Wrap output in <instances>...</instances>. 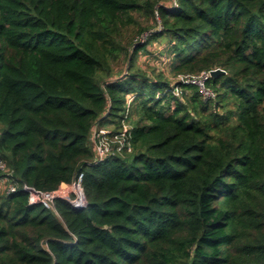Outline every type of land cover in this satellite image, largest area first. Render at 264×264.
I'll return each mask as SVG.
<instances>
[{"label":"trees","instance_id":"16d2710c","mask_svg":"<svg viewBox=\"0 0 264 264\" xmlns=\"http://www.w3.org/2000/svg\"><path fill=\"white\" fill-rule=\"evenodd\" d=\"M171 2L0 0V159L17 185L0 191V264H264V0ZM164 36L174 74L226 71L214 99L136 67ZM126 113L132 150L95 162L93 126ZM80 174L82 208L23 189Z\"/></svg>","mask_w":264,"mask_h":264},{"label":"built area","instance_id":"2783aa9c","mask_svg":"<svg viewBox=\"0 0 264 264\" xmlns=\"http://www.w3.org/2000/svg\"><path fill=\"white\" fill-rule=\"evenodd\" d=\"M171 1H172L171 5L177 4V0H171ZM156 19L158 20L157 22L159 23L158 25V29H159L161 25L158 14ZM214 69L204 70L198 74L180 75L179 79H177V82L183 84H194L198 87L199 91L201 92L205 100L214 99L217 93L213 88L207 85L208 79L212 77L211 70ZM172 92L175 95L180 96L182 93V89L175 83V85H173ZM131 101L128 100V103H130ZM97 125L98 124H95L93 127ZM130 128L131 126L128 121V113H126L124 118L122 119V126L119 129L114 130V129H107L104 127L97 128L96 132L92 137V143H90L94 151L95 162H99L108 156L122 153L125 150L131 151L132 143H131V136L129 134ZM90 140H91V135H90ZM10 177H11V170L9 166L3 159H0V178H3L5 182L4 188L1 189H4L6 191H14L17 188L16 183L12 181ZM81 180H82V174H80L79 177H77L71 183H63L59 186L57 190L50 192L36 190L26 185L23 186V189L29 194L30 204L40 202L43 203L45 207L52 208L54 199L57 197H62L68 199L75 208H82L86 206L87 201L81 184ZM67 184H71L75 189L74 190L75 197H73L72 199L69 198L68 196L65 197L63 194L57 193L59 189L64 188L65 186H67Z\"/></svg>","mask_w":264,"mask_h":264},{"label":"rangeland","instance_id":"374dc122","mask_svg":"<svg viewBox=\"0 0 264 264\" xmlns=\"http://www.w3.org/2000/svg\"><path fill=\"white\" fill-rule=\"evenodd\" d=\"M160 2H165L167 4L170 3L171 0H159ZM156 19V18H155ZM151 20L149 23L152 27L156 28V24L158 20ZM144 25V24H143ZM158 29V28H156ZM136 31L135 29H131V32ZM148 37V32L140 34H133V39L139 40H145ZM168 44L169 40L168 37H159L156 39H153L151 42H149L147 46V50H143L140 52L138 59L136 61V67L141 69L143 72H145L150 77H166L170 80L171 85H175L177 79H179L180 75L188 74V73H176L174 74L171 70H169V63L170 59L172 57V54H169L167 52L168 50ZM127 61L125 59L119 61L114 66V74L111 76L113 78L123 77L127 74ZM205 70V69H204ZM202 70V71H204ZM201 72V71H200ZM198 72V73H200ZM198 73H192V74H198ZM191 92V90H190ZM128 100H132V95L128 97ZM136 118V117H135ZM104 127L107 129H114L115 125L114 123H107L105 125L98 124L97 126L93 127L92 134H91V140L90 143H92V137L94 133L96 132L97 128ZM91 145V144H90ZM4 179L0 178V191L4 190L1 188H4ZM75 189L71 184H67L64 188H61L57 191L58 194H63L65 197L68 196L69 198L75 197Z\"/></svg>","mask_w":264,"mask_h":264},{"label":"water","instance_id":"95a60500","mask_svg":"<svg viewBox=\"0 0 264 264\" xmlns=\"http://www.w3.org/2000/svg\"><path fill=\"white\" fill-rule=\"evenodd\" d=\"M226 71L222 68H216L214 70H211V75L212 76H217V75H220V74H225Z\"/></svg>","mask_w":264,"mask_h":264}]
</instances>
